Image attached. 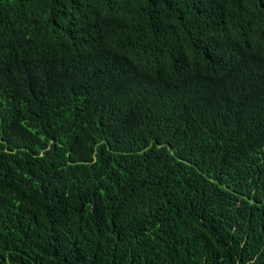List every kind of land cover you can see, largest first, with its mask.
I'll list each match as a JSON object with an SVG mask.
<instances>
[{"label": "trees", "instance_id": "1", "mask_svg": "<svg viewBox=\"0 0 264 264\" xmlns=\"http://www.w3.org/2000/svg\"><path fill=\"white\" fill-rule=\"evenodd\" d=\"M0 264H264V0H0Z\"/></svg>", "mask_w": 264, "mask_h": 264}]
</instances>
